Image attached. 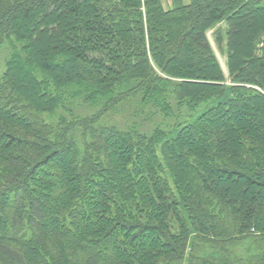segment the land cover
<instances>
[{
  "label": "trees",
  "instance_id": "trees-1",
  "mask_svg": "<svg viewBox=\"0 0 264 264\" xmlns=\"http://www.w3.org/2000/svg\"><path fill=\"white\" fill-rule=\"evenodd\" d=\"M260 16L264 0H0V264H264ZM223 21L228 77L207 36Z\"/></svg>",
  "mask_w": 264,
  "mask_h": 264
},
{
  "label": "rangeland",
  "instance_id": "rangeland-1",
  "mask_svg": "<svg viewBox=\"0 0 264 264\" xmlns=\"http://www.w3.org/2000/svg\"><path fill=\"white\" fill-rule=\"evenodd\" d=\"M161 1H162L163 5H164V8L166 10H169L170 8H172V5L168 4L169 0H161ZM187 3H189V0L185 1V4H187ZM259 18L262 19V18H264V16H260ZM260 19L252 18L250 20H247L242 26L238 27V30H236L234 38H236V39L239 38L240 42H244L246 40L245 39L246 38L245 37L246 32L248 33L250 31H252L256 26H260L262 24V23H260V21H261ZM34 22L35 21L33 20L32 23H34ZM227 30H228V25H227V23L225 21H223V22L218 23L216 26H214V28H212L207 34L208 39L210 41V44H211V46H212V48H213V50H214V52H215L220 64H221V67H222L226 77L229 76L228 69H227V55H226V44H227V35H226V33H227ZM216 33L220 34V36L222 37V43L221 44H218ZM43 48H45V49L48 48L47 43H45V46H43ZM70 65L71 64L68 62V64H65L60 69L66 71V70H68L70 68ZM196 71H197V74L200 75L201 77L197 76L196 73H194L195 75L194 76H189L188 79L194 80V81L204 80V75L206 74V72L203 71L201 69V67L197 68ZM4 72H5V60H3L2 53H1L0 54V78L2 77ZM27 79H28V76H27L26 72L24 71L21 74V82H20V84H22L23 86L26 85ZM211 105L212 104H208V103L203 104L199 108V111L196 112L195 114H193V116L188 119V123L192 122L197 117H199L201 114H203V112L207 109V107H209ZM135 108H136V105L130 103V104H127V106L125 105L124 106V110H122L121 112H125V113L131 112L132 113L134 111V113H135L136 112L134 110ZM26 114H28V113H26ZM112 118L120 119V116L119 115H112ZM237 118H241L242 120L249 121V120H251L252 116L243 114V115H241L240 117H237ZM141 119H142V116L139 117V120H141ZM133 120L134 119H132L131 121H133ZM259 120L264 124V117L263 116H259ZM54 127L55 126H52V129ZM57 132L59 133V135L62 138H64L63 140H65L67 143H72V140H71L72 137H73L72 135L76 134V131L73 132V133H70V132L66 131V133H64V130H61V129L57 130ZM224 189H226V188L223 187V189H221V190H224ZM49 225H50V221L45 222V226L46 227H49ZM104 261L108 262V260H104Z\"/></svg>",
  "mask_w": 264,
  "mask_h": 264
},
{
  "label": "crops",
  "instance_id": "crops-1",
  "mask_svg": "<svg viewBox=\"0 0 264 264\" xmlns=\"http://www.w3.org/2000/svg\"><path fill=\"white\" fill-rule=\"evenodd\" d=\"M186 0H183V2L185 3ZM168 4H172V0L168 1Z\"/></svg>",
  "mask_w": 264,
  "mask_h": 264
},
{
  "label": "bare ground",
  "instance_id": "bare-ground-1",
  "mask_svg": "<svg viewBox=\"0 0 264 264\" xmlns=\"http://www.w3.org/2000/svg\"><path fill=\"white\" fill-rule=\"evenodd\" d=\"M9 2V1H8ZM24 2V1H23ZM55 2H56V0H55ZM14 3V2H13ZM49 5V4H48ZM18 6V5H17ZM50 6V5H49ZM16 7V6H15Z\"/></svg>",
  "mask_w": 264,
  "mask_h": 264
}]
</instances>
